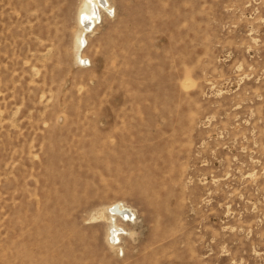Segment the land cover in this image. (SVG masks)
<instances>
[{"label": "rangeland", "instance_id": "1", "mask_svg": "<svg viewBox=\"0 0 264 264\" xmlns=\"http://www.w3.org/2000/svg\"><path fill=\"white\" fill-rule=\"evenodd\" d=\"M83 3L0 0V264H264V0Z\"/></svg>", "mask_w": 264, "mask_h": 264}, {"label": "bare ground", "instance_id": "2", "mask_svg": "<svg viewBox=\"0 0 264 264\" xmlns=\"http://www.w3.org/2000/svg\"><path fill=\"white\" fill-rule=\"evenodd\" d=\"M109 3L110 0H84V3L79 11V27L81 31L79 36L80 48L82 47V44L87 42V33L93 28V30L96 29L98 20H100V17L102 18V10H112L113 7L110 6ZM82 58L86 59L88 57L83 56ZM135 215L136 213L131 206L117 200L96 210L92 215V219L97 221L103 220L107 223V240H109V242L112 240L113 242L112 244L110 242V245H114V248H117L122 241L123 235L129 234L132 236L134 234V231L129 230L126 225L127 222L132 221L131 218H134Z\"/></svg>", "mask_w": 264, "mask_h": 264}, {"label": "built area", "instance_id": "3", "mask_svg": "<svg viewBox=\"0 0 264 264\" xmlns=\"http://www.w3.org/2000/svg\"><path fill=\"white\" fill-rule=\"evenodd\" d=\"M131 219H132V221H133L134 218H131Z\"/></svg>", "mask_w": 264, "mask_h": 264}]
</instances>
